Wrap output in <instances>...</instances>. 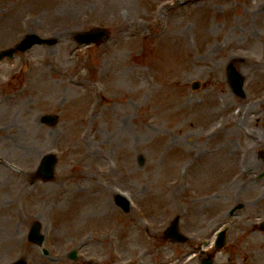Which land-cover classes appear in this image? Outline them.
Returning <instances> with one entry per match:
<instances>
[{"label": "rangeland", "instance_id": "rangeland-1", "mask_svg": "<svg viewBox=\"0 0 264 264\" xmlns=\"http://www.w3.org/2000/svg\"><path fill=\"white\" fill-rule=\"evenodd\" d=\"M94 26L109 40L78 47ZM30 32L58 43L0 62V242L38 221L55 264H196L228 228L215 264H264V0H0V50Z\"/></svg>", "mask_w": 264, "mask_h": 264}, {"label": "water", "instance_id": "water-1", "mask_svg": "<svg viewBox=\"0 0 264 264\" xmlns=\"http://www.w3.org/2000/svg\"><path fill=\"white\" fill-rule=\"evenodd\" d=\"M106 32L103 31V30H93L89 33H85L83 35H79L77 37V39L80 41V42H92V41H96V40H99L100 38H106ZM39 42H41L39 40ZM53 41H48V43H52ZM12 52V51H11ZM8 53V52H7ZM228 77H229V80L231 82V85L233 87V89L236 91V92H242L241 91V87H242V81L240 79V77L235 74L232 70H229V73H228ZM52 120V118H51ZM48 164V161H45V165ZM45 172V176H50L51 172H52V162L49 163V166L46 168V171ZM171 235L174 237L175 240H180L181 237L177 234L175 228L171 230Z\"/></svg>", "mask_w": 264, "mask_h": 264}, {"label": "bare ground", "instance_id": "bare-ground-1", "mask_svg": "<svg viewBox=\"0 0 264 264\" xmlns=\"http://www.w3.org/2000/svg\"><path fill=\"white\" fill-rule=\"evenodd\" d=\"M20 186H21V188H22L23 184H21ZM25 190H27V185L23 186V188H22V192H24Z\"/></svg>", "mask_w": 264, "mask_h": 264}]
</instances>
